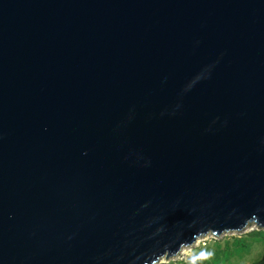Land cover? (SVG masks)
Wrapping results in <instances>:
<instances>
[{
    "label": "water",
    "instance_id": "obj_1",
    "mask_svg": "<svg viewBox=\"0 0 264 264\" xmlns=\"http://www.w3.org/2000/svg\"><path fill=\"white\" fill-rule=\"evenodd\" d=\"M264 229V0H0V264H158Z\"/></svg>",
    "mask_w": 264,
    "mask_h": 264
},
{
    "label": "rangeland",
    "instance_id": "obj_2",
    "mask_svg": "<svg viewBox=\"0 0 264 264\" xmlns=\"http://www.w3.org/2000/svg\"><path fill=\"white\" fill-rule=\"evenodd\" d=\"M264 256V229L255 223L243 232L209 234L159 264H255Z\"/></svg>",
    "mask_w": 264,
    "mask_h": 264
},
{
    "label": "trees",
    "instance_id": "obj_3",
    "mask_svg": "<svg viewBox=\"0 0 264 264\" xmlns=\"http://www.w3.org/2000/svg\"><path fill=\"white\" fill-rule=\"evenodd\" d=\"M255 264H264V256L262 257L260 261L256 262Z\"/></svg>",
    "mask_w": 264,
    "mask_h": 264
},
{
    "label": "bare ground",
    "instance_id": "obj_4",
    "mask_svg": "<svg viewBox=\"0 0 264 264\" xmlns=\"http://www.w3.org/2000/svg\"><path fill=\"white\" fill-rule=\"evenodd\" d=\"M198 241H199V240H197V242H198ZM160 262H161V261H160ZM160 262H159V263H160ZM159 263H158V264H159Z\"/></svg>",
    "mask_w": 264,
    "mask_h": 264
}]
</instances>
